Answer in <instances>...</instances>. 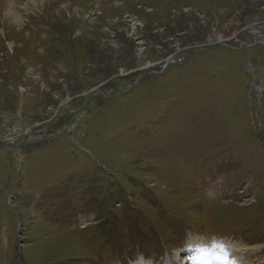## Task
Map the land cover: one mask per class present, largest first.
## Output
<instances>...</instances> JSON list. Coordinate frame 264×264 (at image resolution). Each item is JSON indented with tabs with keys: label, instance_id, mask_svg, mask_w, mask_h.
I'll use <instances>...</instances> for the list:
<instances>
[{
	"label": "rangeland",
	"instance_id": "1",
	"mask_svg": "<svg viewBox=\"0 0 264 264\" xmlns=\"http://www.w3.org/2000/svg\"><path fill=\"white\" fill-rule=\"evenodd\" d=\"M34 1L0 0V264H264V0Z\"/></svg>",
	"mask_w": 264,
	"mask_h": 264
},
{
	"label": "built area",
	"instance_id": "2",
	"mask_svg": "<svg viewBox=\"0 0 264 264\" xmlns=\"http://www.w3.org/2000/svg\"><path fill=\"white\" fill-rule=\"evenodd\" d=\"M245 72L253 78L252 91L254 95L261 99L264 95V67L249 61L245 64Z\"/></svg>",
	"mask_w": 264,
	"mask_h": 264
},
{
	"label": "water",
	"instance_id": "3",
	"mask_svg": "<svg viewBox=\"0 0 264 264\" xmlns=\"http://www.w3.org/2000/svg\"><path fill=\"white\" fill-rule=\"evenodd\" d=\"M254 36H255V35H254ZM257 39H258V38H257ZM229 41H234V39H231V40H225V41H223V42H221V43H226V42H229ZM217 43H218V42L213 41L212 43L208 44L207 46H202V47H200V49H204V48H207V47H211V46H213V45H216ZM196 52H197V51H194V52H185L184 55H183L180 59H178V60L170 59V60L166 61V63L162 66L161 70L166 69L167 66H169V65H172V64H175V63H177V62H181V61H183L187 55H192V54H194V53H196ZM150 72H151V71L148 70V73H150ZM90 96H91V94H90ZM90 96H89V97H90ZM74 112H75V111H74ZM59 116H61V113H57V114H55L54 117H52V118L50 119V121L45 125L44 129L48 128L49 125L52 124V123H53V122H54ZM25 142H26V141H25ZM21 146H23V143H22L20 146H19V145H8V146L1 147L0 149H2V148H6V147H8V148H11V147L19 148V147H21Z\"/></svg>",
	"mask_w": 264,
	"mask_h": 264
},
{
	"label": "bare ground",
	"instance_id": "4",
	"mask_svg": "<svg viewBox=\"0 0 264 264\" xmlns=\"http://www.w3.org/2000/svg\"><path fill=\"white\" fill-rule=\"evenodd\" d=\"M28 2H35L34 0H27ZM41 1V0H40ZM33 4V3H32ZM8 6H10V4H8ZM250 34H252V35H255V37L256 38H258L260 41H264V31H259V32H257V31H252ZM214 38H215V42H218L221 38H220V35L218 34V31H217V29L216 30H214V36H213ZM255 39V38H254ZM259 40H257V41H259ZM236 249H238V248H236ZM212 251V250H211ZM225 251V250H224ZM225 252H227V251H225ZM229 254V253H228ZM230 255V254H229ZM229 255H227V256H229ZM223 259V258H222ZM221 260V259H220ZM229 260V259H228ZM185 262V261H184ZM225 263V262H224ZM227 264H228V262H226ZM181 264V263H180ZM200 264H202V262L200 263ZM223 264V263H222Z\"/></svg>",
	"mask_w": 264,
	"mask_h": 264
},
{
	"label": "snow or ice",
	"instance_id": "5",
	"mask_svg": "<svg viewBox=\"0 0 264 264\" xmlns=\"http://www.w3.org/2000/svg\"><path fill=\"white\" fill-rule=\"evenodd\" d=\"M229 264H236L234 260L230 261Z\"/></svg>",
	"mask_w": 264,
	"mask_h": 264
}]
</instances>
